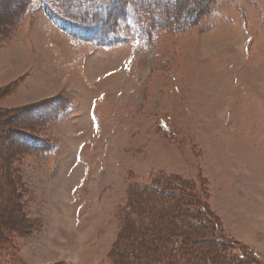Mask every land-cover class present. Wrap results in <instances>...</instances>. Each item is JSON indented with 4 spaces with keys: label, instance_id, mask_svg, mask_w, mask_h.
Instances as JSON below:
<instances>
[{
    "label": "rangeland",
    "instance_id": "1",
    "mask_svg": "<svg viewBox=\"0 0 264 264\" xmlns=\"http://www.w3.org/2000/svg\"><path fill=\"white\" fill-rule=\"evenodd\" d=\"M188 3L187 19L209 14L155 37L118 24L106 46L60 29L43 0H0V108L46 100L58 119L40 130L53 153L0 161V264L158 255L155 233L130 217L126 232L122 216L132 190L163 175L191 188L183 211L205 207L211 232L191 229L198 247L213 240L235 255L229 264H264V0H218L207 11L198 8L207 1ZM161 212L157 222L170 215Z\"/></svg>",
    "mask_w": 264,
    "mask_h": 264
},
{
    "label": "trees",
    "instance_id": "2",
    "mask_svg": "<svg viewBox=\"0 0 264 264\" xmlns=\"http://www.w3.org/2000/svg\"><path fill=\"white\" fill-rule=\"evenodd\" d=\"M43 1L45 12L60 29L69 31V34L82 41L111 46L119 36V30L115 25L119 24L120 28L126 31L142 27L146 31L145 34L152 37H155L159 30L178 32L189 27V24L196 25L203 15L209 14L204 12L203 15L189 20L185 17L187 6L184 5L189 4L188 2L207 1V4L198 6L207 11L205 5H212L218 0H57L50 5H48L50 0ZM155 10L162 15V19L155 17ZM46 102L44 100L35 104L36 106H24V108L15 110L0 108V161H13L15 155L19 154L39 156L54 152L55 143L42 137L40 131L43 127L54 124L58 120L53 114L54 105ZM8 135L12 138L4 141ZM6 147L9 148V154L5 149L3 150ZM163 176L157 177L149 186H141L132 190L133 197L135 195L137 197H134L130 211L123 213L122 216V223H124L122 229L126 231L128 217H130L133 225L137 223L135 227H141L143 232L155 233L157 242L154 243L157 247L163 246L162 252L149 256L147 252H141V248H136L135 252L134 249L128 250L132 253L131 256L125 255L126 252L122 250H116V255H119L117 252H121V261L127 260L129 264H218L212 255L229 264L234 260L235 255L226 254L222 250L217 252L218 248L213 240L210 239L211 242H208L206 248L198 247L200 246L198 242L194 243L195 239L191 235V229L198 233V237H201L204 232L209 236L211 232L210 223L204 217V213H207L205 207H199L198 211L190 212V214L184 210L187 220L186 225H182L184 222L180 221V217L184 216V211L179 205V197L189 195L184 190L189 192L191 189L187 183L185 184L186 180L175 175ZM7 181L1 185L2 188L8 189L10 180ZM188 198L190 200L189 196ZM159 199H162V202L165 201L166 204H152L153 201ZM167 210L170 215H167L165 221L157 222L162 216L161 211L167 212ZM144 226L150 227L147 230ZM163 227H166L165 230ZM225 242L238 243L229 237L225 238ZM119 248H127L125 241ZM209 250L211 253H208ZM247 256L251 260L255 259L252 253H248Z\"/></svg>",
    "mask_w": 264,
    "mask_h": 264
},
{
    "label": "crops",
    "instance_id": "3",
    "mask_svg": "<svg viewBox=\"0 0 264 264\" xmlns=\"http://www.w3.org/2000/svg\"><path fill=\"white\" fill-rule=\"evenodd\" d=\"M231 234V233H230ZM232 235V234H231ZM233 236V235H232Z\"/></svg>",
    "mask_w": 264,
    "mask_h": 264
}]
</instances>
